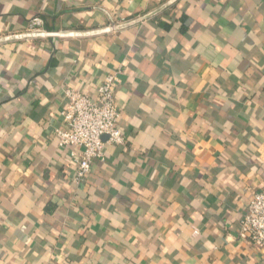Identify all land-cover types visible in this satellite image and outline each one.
<instances>
[{
    "label": "crops",
    "instance_id": "1",
    "mask_svg": "<svg viewBox=\"0 0 264 264\" xmlns=\"http://www.w3.org/2000/svg\"><path fill=\"white\" fill-rule=\"evenodd\" d=\"M114 73L125 143L75 187L65 91ZM263 189L264 0H0V264H264Z\"/></svg>",
    "mask_w": 264,
    "mask_h": 264
},
{
    "label": "built area",
    "instance_id": "2",
    "mask_svg": "<svg viewBox=\"0 0 264 264\" xmlns=\"http://www.w3.org/2000/svg\"><path fill=\"white\" fill-rule=\"evenodd\" d=\"M27 33L50 34L45 30L44 19L40 16L29 20ZM119 82L117 74H108L97 88L95 97H88L75 89L65 91L68 100L62 112L65 129L56 130L55 134L60 147L69 150L74 167L71 182L75 187L85 183L96 161L105 159L106 145L120 146L125 143L119 126L123 110L116 101ZM240 236L254 247L264 250V189L256 192L244 214Z\"/></svg>",
    "mask_w": 264,
    "mask_h": 264
},
{
    "label": "water",
    "instance_id": "3",
    "mask_svg": "<svg viewBox=\"0 0 264 264\" xmlns=\"http://www.w3.org/2000/svg\"><path fill=\"white\" fill-rule=\"evenodd\" d=\"M144 19V18H143ZM139 22V21H137ZM135 22V23H137ZM129 25V24H128ZM133 25V24H131ZM125 26L127 27V24H125ZM124 25H120V26H113L112 28H106L104 29L102 32H112L115 31L117 29H122L125 28ZM83 34H79V33H51V34H33L31 36H29L30 38H34V37H75V36H82ZM88 35H92V34H88ZM86 35V36H88Z\"/></svg>",
    "mask_w": 264,
    "mask_h": 264
}]
</instances>
